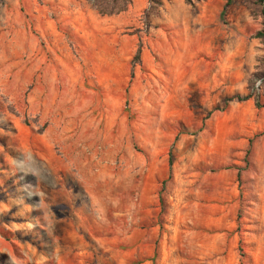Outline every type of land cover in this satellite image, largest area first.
<instances>
[{
	"label": "rangeland",
	"instance_id": "1",
	"mask_svg": "<svg viewBox=\"0 0 264 264\" xmlns=\"http://www.w3.org/2000/svg\"><path fill=\"white\" fill-rule=\"evenodd\" d=\"M141 1L67 33L78 98L101 101L91 196L44 159L11 85L30 4L0 0V264H264L263 18L254 0Z\"/></svg>",
	"mask_w": 264,
	"mask_h": 264
},
{
	"label": "crops",
	"instance_id": "2",
	"mask_svg": "<svg viewBox=\"0 0 264 264\" xmlns=\"http://www.w3.org/2000/svg\"><path fill=\"white\" fill-rule=\"evenodd\" d=\"M28 1L27 46L19 41L22 44L16 48L28 52L29 65L26 67L25 63L20 66L22 60L19 52L18 65L16 63L18 69L11 75V85L22 91L28 104V113L34 117L35 128H41L36 131V135L39 141H45V161L54 171L58 172L59 169L62 178L70 174V168L76 170L79 183L93 196L98 190L99 181L91 170L97 163L93 164L97 150L93 153L91 150L94 149L95 124L101 120L97 111L100 105L94 106L93 102L99 104L101 101L92 96L78 98V64L68 47L70 35L67 33L72 30L76 35H84L89 25L113 20L127 10L119 14L100 15L85 0ZM132 3L136 8L143 6L141 0H132ZM181 12L183 8L179 7L176 15ZM17 18L20 16L15 18L17 23L24 22ZM180 25H184L182 21ZM20 39L26 41L24 37ZM5 70L9 71L10 68ZM70 90L71 97L68 94ZM128 169L130 171L133 168L130 166ZM129 178L128 189L132 191L131 174ZM126 187L127 181L125 183L124 180Z\"/></svg>",
	"mask_w": 264,
	"mask_h": 264
},
{
	"label": "trees",
	"instance_id": "3",
	"mask_svg": "<svg viewBox=\"0 0 264 264\" xmlns=\"http://www.w3.org/2000/svg\"><path fill=\"white\" fill-rule=\"evenodd\" d=\"M86 1L89 2L100 15L119 14L123 11H126L129 5L131 4V0H86ZM153 1L154 0H149L148 8H151V2ZM185 1L187 3L190 2V0H185ZM231 1L232 0H225V6L229 5ZM254 3L257 6L258 13L261 15L264 21V0H254ZM255 36L260 38L261 42L264 45V26L255 33ZM140 53H141V47L138 46L133 58V62L140 60ZM250 97L251 95H246L244 97H238V98L243 100ZM254 104L257 109L264 107V103H261L257 97L255 98Z\"/></svg>",
	"mask_w": 264,
	"mask_h": 264
}]
</instances>
